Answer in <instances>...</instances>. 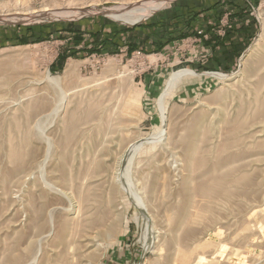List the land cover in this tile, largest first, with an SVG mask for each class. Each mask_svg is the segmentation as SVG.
<instances>
[{
	"label": "rangeland",
	"instance_id": "obj_1",
	"mask_svg": "<svg viewBox=\"0 0 264 264\" xmlns=\"http://www.w3.org/2000/svg\"><path fill=\"white\" fill-rule=\"evenodd\" d=\"M144 1L0 0V264H264V0H164L134 22L95 10ZM217 4L243 11L238 35L215 26L223 68L195 35L173 55L98 50L157 13ZM180 69L195 74L170 86ZM212 175L216 192L192 190Z\"/></svg>",
	"mask_w": 264,
	"mask_h": 264
},
{
	"label": "crops",
	"instance_id": "obj_2",
	"mask_svg": "<svg viewBox=\"0 0 264 264\" xmlns=\"http://www.w3.org/2000/svg\"><path fill=\"white\" fill-rule=\"evenodd\" d=\"M237 7L238 9L235 7L232 8V11L230 10L231 15L229 13L228 17L229 22L234 24L232 30L236 35H238V32H241L242 28L240 30L238 28L243 23V16L240 15L243 11L239 9V6ZM242 7L243 5L240 6L241 9ZM225 11L223 6L217 4L198 8L189 17H187L185 11L181 10L176 13H170L169 11L157 13L147 21L135 26L126 27L116 34L114 33L113 36L115 35V37L111 41L100 43L98 50L103 49L106 52L112 53H131L138 49L144 52L147 58L165 55L167 52H172L173 55L176 53L173 52L175 47L180 42L190 39L191 35L199 37L200 35H197V31L202 30L207 34V39L199 37L200 42L197 43V49H195L196 51L200 50L206 51L207 54L209 53L207 65H214L213 67L220 69L226 66V49L229 38L227 35H218L215 26H220ZM70 30H73V27L69 25L66 27L65 32L70 33ZM86 49V47H82L78 52H86ZM91 51H97V48L94 46V49ZM59 54L60 56L55 61L56 63L52 64L53 69L60 68L62 57H65L64 61L71 58V56H68L70 55L68 49H63ZM64 61L62 63L63 66L65 64ZM199 66L205 67L206 65L202 64ZM159 68H164V65H159Z\"/></svg>",
	"mask_w": 264,
	"mask_h": 264
},
{
	"label": "bare ground",
	"instance_id": "obj_3",
	"mask_svg": "<svg viewBox=\"0 0 264 264\" xmlns=\"http://www.w3.org/2000/svg\"><path fill=\"white\" fill-rule=\"evenodd\" d=\"M54 1V0H53ZM164 0H147V1H144L142 3H137L136 6H134L132 9L130 8L127 12H119V11H110V10H107L105 9L104 7H99V8H96L95 10L96 11H99L101 13H104L106 14L107 16H110V17H113L115 19H119V20H126L127 22H134V21H138V20H144L145 18L149 17V15L151 13H153V11L163 2ZM41 5H45V3H42ZM30 7H27L26 9H29ZM22 10H25V9H22ZM1 12V11H0ZM73 12H76L75 9L73 10H67V11H61V12H53V13H49L48 15L42 17V18H52V17H60L62 15H65L67 13H73ZM8 14V13H6ZM17 14H19L17 12ZM20 15V14H19ZM12 18H29V17H22V16H10ZM0 18L1 19H4V18H7V17H2V15L0 14ZM31 18V17H30ZM263 34H261L260 36H262ZM248 53V52H247ZM210 74H213V75H217V76H221L223 74L219 73V72H209ZM186 74H195V72H193L192 70L190 69H180V70H177L176 72H173L170 76V79H169V85H173L174 83H176L182 76L186 75ZM47 82L49 83H58V80L57 78H54V77H50L48 76L47 77ZM170 86H168V88L170 89ZM166 90V89H165ZM168 90V89H167ZM163 101V97H162V100L160 101L162 103ZM160 103V106L162 105ZM162 108V107H161ZM146 140V139H144ZM236 140V139H235ZM234 140V142H235ZM233 142V141H232ZM140 145V142L139 143H136L134 144V148H137V146ZM25 146V144H24ZM201 157V156H200ZM201 163V159L197 158V157H193L191 155L190 157V165L191 167H199ZM195 170V168H193ZM195 172V171H194ZM222 181V178H219V177H214L212 175L209 176V178L207 177L206 180H200L199 183H196V186L195 188L192 190H195L197 193L199 194H212L213 192H216L219 187H220V182ZM195 183V182H194ZM227 190V189H226ZM195 191H193L195 193ZM198 195V194H197ZM196 196V195H195ZM194 205V204H193ZM206 206V205H205ZM203 206V207H205ZM202 207V206H201ZM200 208V207H199ZM199 210V209H198ZM202 210V209H200ZM199 213V212H198ZM190 216V215H189ZM193 217V216H192ZM191 217V218H192ZM189 219V217H188ZM190 220H193V219H190ZM197 221V220H195ZM193 221V223L195 222ZM189 222V221H188ZM187 222V223H188ZM197 223V222H196ZM190 257V256H189ZM180 258L182 259V262L188 258L186 254H181L180 255Z\"/></svg>",
	"mask_w": 264,
	"mask_h": 264
},
{
	"label": "built area",
	"instance_id": "obj_4",
	"mask_svg": "<svg viewBox=\"0 0 264 264\" xmlns=\"http://www.w3.org/2000/svg\"><path fill=\"white\" fill-rule=\"evenodd\" d=\"M229 13H225L224 14V17L221 19V23L223 25H227L228 27L230 26V23H229V20H228V16ZM218 35H221L223 36L224 35V32H222V28L220 27L217 31ZM197 35H200L199 37H202V38H206L207 39V34L202 31V30H199L197 31ZM195 36L193 37V40H191V42H199L200 41V38ZM132 58H138V57H145L144 53L141 51V50H135L132 54H131ZM150 64V63H149Z\"/></svg>",
	"mask_w": 264,
	"mask_h": 264
},
{
	"label": "trees",
	"instance_id": "obj_5",
	"mask_svg": "<svg viewBox=\"0 0 264 264\" xmlns=\"http://www.w3.org/2000/svg\"><path fill=\"white\" fill-rule=\"evenodd\" d=\"M59 56H60V54H59ZM66 56H67V55H66ZM68 56H70V55H68ZM64 58H65V57H62V59H61L62 62L60 63V68H59V69H62V68H63V67H62V66H63L62 63H63V61H64Z\"/></svg>",
	"mask_w": 264,
	"mask_h": 264
}]
</instances>
